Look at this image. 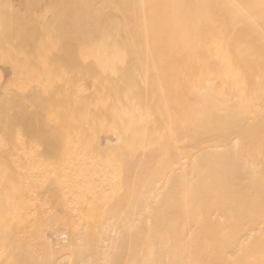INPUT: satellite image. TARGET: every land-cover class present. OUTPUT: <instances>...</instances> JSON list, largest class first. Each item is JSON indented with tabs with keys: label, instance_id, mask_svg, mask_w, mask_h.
Wrapping results in <instances>:
<instances>
[{
	"label": "bare ground",
	"instance_id": "6f19581e",
	"mask_svg": "<svg viewBox=\"0 0 264 264\" xmlns=\"http://www.w3.org/2000/svg\"><path fill=\"white\" fill-rule=\"evenodd\" d=\"M57 3L0 73V264H264V0Z\"/></svg>",
	"mask_w": 264,
	"mask_h": 264
},
{
	"label": "rangeland",
	"instance_id": "374dc122",
	"mask_svg": "<svg viewBox=\"0 0 264 264\" xmlns=\"http://www.w3.org/2000/svg\"><path fill=\"white\" fill-rule=\"evenodd\" d=\"M57 1L0 0L1 74L28 67L34 56L48 54L50 23Z\"/></svg>",
	"mask_w": 264,
	"mask_h": 264
}]
</instances>
